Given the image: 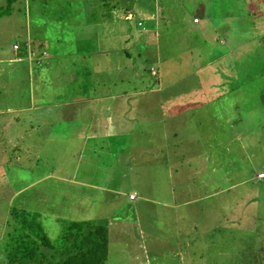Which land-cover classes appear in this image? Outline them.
I'll return each mask as SVG.
<instances>
[{"label":"rangeland","instance_id":"374dc122","mask_svg":"<svg viewBox=\"0 0 264 264\" xmlns=\"http://www.w3.org/2000/svg\"><path fill=\"white\" fill-rule=\"evenodd\" d=\"M59 1L0 9L23 17L0 47L37 53L29 72L0 66V110L32 117L26 167L9 169L30 173L18 219L52 244L68 222L107 224L105 264H264V0H112L103 46L90 32L101 0ZM101 120L112 136L89 138ZM0 206V264H31L10 261L20 223L3 228Z\"/></svg>","mask_w":264,"mask_h":264},{"label":"crops","instance_id":"0c3cea01","mask_svg":"<svg viewBox=\"0 0 264 264\" xmlns=\"http://www.w3.org/2000/svg\"><path fill=\"white\" fill-rule=\"evenodd\" d=\"M15 1L16 0H2V2H0V4L3 3V7H1L0 9H4L5 7L15 5ZM59 3L63 6L64 9H66V1L65 0H61V1H59ZM95 4H97V3L85 1L82 4H80L79 6L82 8H85L87 10V12H89V11L93 10L94 6H96ZM71 6L72 5L70 4V7ZM98 6H99V9H102L101 11L99 10L100 15H102V17H101V19L99 18L97 21V19H96L97 16L95 15V13L92 14L91 18L94 19V22L96 19L98 25L95 27V23L93 22L94 26L90 28V32L94 31L92 33V35L95 34V36L92 37L93 40H102V46H103L105 34L100 35V33L102 32V34H103V32L104 33L109 32V28H105V24L107 23L106 20L111 22V19L109 17H108L109 19H105V17H104V13H105L104 10L107 7L106 6L104 7L103 2L98 3ZM108 9H110V8H108ZM128 13L125 14V12H124L125 17ZM113 16H115L114 12H113ZM26 17H27V15H26ZM21 21H23V17L15 14L14 11H13L12 15H7L5 12L3 13V15H0V39H2L5 34H10L11 36H20L19 32L21 31V28L18 26V24ZM109 24H110V26H112V22L108 23V25ZM111 29H112V27H111ZM111 29H110V31H111ZM98 30H99V32H98ZM28 34H29V32H28ZM85 37H87V36H85ZM27 39H28V35H27ZM126 43H128V42H126ZM15 46H16V48H15ZM12 49H13V53H12V56L10 57L9 51L6 52L5 48L0 47V66L11 64V65H13V68H17V69H20L21 67L23 68V67L27 66V69L29 72L30 71L31 57L34 58L35 57L34 55L37 54L33 50V45L28 44V45H24L22 47V46H17L16 44H14L12 46ZM35 61H37V60L35 59ZM4 70L5 69L3 67H0V76H2L1 73H3ZM23 70H25V68ZM28 82H29V80H28ZM0 88H2V87H0ZM2 96L0 93V97H2ZM27 100H28V103L31 105V103H32L31 99L29 97H27ZM28 107H29V109L31 108V106H28ZM14 111L16 112V110L11 111L9 109L5 112L0 110V129H1V131H0V134H1L0 135V145L3 146L2 150H0V153H2L0 155V204H7V207H8L7 212L4 213V218H3L4 220H3L2 225H1L3 228L9 226L8 220L11 218L12 205L14 203V198L18 194L22 193L25 190V187L24 188L19 187V186L17 187V185L15 184L16 181H21V182H19V185H20L21 183H23L26 180V178H24V176L26 175L28 177V175L30 174L29 172H25V170L20 172L17 169H16L17 172L14 174V172H12V170L11 171L9 170V169H12L14 167L25 168L26 167L25 162L28 159L25 157V154H26V152H28V153L31 152V149L29 147L30 146L29 143H28V147H26L27 142H25V137L28 135V132H29V129H30L31 123H32L31 122L32 121L31 114L23 115V114H21V112H18L17 114H13ZM9 114H12V115H9ZM91 114H92L91 116H94V113H91ZM93 121H94V119H93ZM72 122H73V124H77L78 121L76 120V121H72ZM101 122L102 123L100 125H97V123H96L95 130H94V126L89 130V136L87 135L89 138L95 137L96 135L98 136L97 130H99L100 134L102 133L103 135H106L109 137L112 136V130L110 128L111 121L110 122L107 121V124H105V122L103 120H101ZM123 128L126 130L125 126ZM32 131H33V129H32ZM91 131H93V133ZM114 132L117 135H121V134H123L124 131H122L121 129H118L117 131L114 130ZM116 134H113V135H116ZM145 146H148V142L144 145V147ZM16 149H18L19 151H22V153L21 154L16 153ZM216 151H217V148H210L209 151L206 152V155L204 157L205 158L204 162L206 163V166L217 165L215 160L218 159V157H217V155L213 154V152H216ZM207 154H209V155H207ZM202 155H203V153L200 156H202ZM17 156H21V157H17ZM20 162H22L24 164H21ZM211 163H214V164H211ZM177 166L183 167V163L177 164ZM164 167L166 169H169V167H171V166H164ZM211 167L212 168H210V169L212 170V174H215L217 172V169L214 167H219V166H211ZM4 169H5V172L3 171ZM11 173H12V179H10ZM201 181H202L201 185H204V184H208L212 181H215V179L205 180L204 177L201 175ZM30 183H32V182H30ZM195 185L197 188H199V185L196 182H195ZM112 194L119 195L120 192L113 191ZM213 194H217V192H215ZM220 194H222V193H219V195ZM130 196H131L130 200H133V201L137 200V196L135 195L134 192H131ZM144 200L148 201V198H146ZM154 201H156V200H153V203H154ZM0 208H1V206H0ZM125 229L126 228L123 227L120 231H125ZM142 233H144V232H142ZM148 233L149 232H146L144 234H148Z\"/></svg>","mask_w":264,"mask_h":264},{"label":"trees","instance_id":"16d2710c","mask_svg":"<svg viewBox=\"0 0 264 264\" xmlns=\"http://www.w3.org/2000/svg\"><path fill=\"white\" fill-rule=\"evenodd\" d=\"M111 1L101 0L98 3L103 2L104 7L110 8L108 17L113 25L115 21L113 10L118 9L119 6L111 7ZM151 3L154 4L155 0H151L149 3L153 7ZM125 4L120 5V8L124 7L123 10L126 14L130 10ZM139 23L142 27V22ZM18 216L16 211H12L11 217L19 221L20 225L14 224L16 244L13 249L14 255L10 257V259L12 258L11 262L29 258L27 260L31 264H105L110 255V236L107 224L97 221L68 222L64 225L60 239L56 244H52L42 233L40 227L30 224V215L23 214L21 220L18 219Z\"/></svg>","mask_w":264,"mask_h":264},{"label":"built area","instance_id":"2783aa9c","mask_svg":"<svg viewBox=\"0 0 264 264\" xmlns=\"http://www.w3.org/2000/svg\"><path fill=\"white\" fill-rule=\"evenodd\" d=\"M138 25L141 26V23H139ZM15 48H16V46H15ZM261 176H262V175H261Z\"/></svg>","mask_w":264,"mask_h":264}]
</instances>
